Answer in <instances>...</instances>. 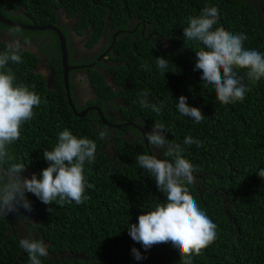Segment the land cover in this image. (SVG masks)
Wrapping results in <instances>:
<instances>
[{
	"label": "trees",
	"instance_id": "trees-1",
	"mask_svg": "<svg viewBox=\"0 0 264 264\" xmlns=\"http://www.w3.org/2000/svg\"><path fill=\"white\" fill-rule=\"evenodd\" d=\"M207 6L219 9L214 29L222 26L233 34L244 33V47L264 54V0H2L0 12L23 25H56L57 10H64L67 18L76 21L79 36L91 33L89 47L95 46L108 24L114 32L109 33L110 41L118 35L108 59L90 71L98 95L91 104L101 108L104 116L93 110L78 117L69 104L55 32H30L0 22V32H13L15 37L54 39L42 47L54 58L52 64L47 61L52 88L36 69L39 56L26 46H22V62H9L4 69H11L17 84L34 87L41 97L33 118L22 126L19 140L8 146L14 162L26 165L22 175L42 178V170L49 166L44 151L55 147L64 129L97 143L95 161L85 165L86 180L94 187L86 188L84 203L49 206L27 193L31 211L19 207L0 216V264H30L19 246L18 231L11 227L21 219L47 245L48 255L41 257V264H181L179 250L170 242L145 250L129 235L128 227L138 223L141 214L166 202L155 178L136 162L140 154L166 158L164 149L153 153L146 138L157 123L168 130L167 140L184 149L183 155L194 167L190 194L217 225V239L199 256L193 255V264H264V178L257 174L264 168V78L253 83L246 69H234L251 90L243 101L229 104L217 99L213 85L203 83L202 71L194 67L196 51L204 46L186 40L184 27L189 17H198ZM7 45L0 41V52ZM157 57L168 60L164 74ZM104 71L111 78L109 84ZM144 92L149 105H163L159 113L140 105ZM180 96L201 109L204 119L200 123L178 111ZM75 101L73 97L76 105ZM108 105L123 120L110 115ZM101 128L111 132L105 140L99 138ZM188 136L202 146L184 144ZM133 248L144 258L135 259Z\"/></svg>",
	"mask_w": 264,
	"mask_h": 264
},
{
	"label": "clouds",
	"instance_id": "clouds-1",
	"mask_svg": "<svg viewBox=\"0 0 264 264\" xmlns=\"http://www.w3.org/2000/svg\"><path fill=\"white\" fill-rule=\"evenodd\" d=\"M219 15L217 7L207 6L198 17H189L188 26L184 27V38L204 46L196 51L194 70L202 71L203 83L214 86L216 97L222 104H229L243 101L246 92L251 90L242 83L234 69H246L248 80L258 82L264 78V54L244 47L246 34H233L222 26L214 29ZM22 50L20 39L14 38L6 50L0 52V216L16 212L19 207L31 211L32 203L27 199V193L35 195L46 205L51 206L55 202L63 206L65 202L84 203L88 199L86 188L94 187L86 180L85 165L95 161L97 143L86 137L77 138L68 129L59 133L58 143L52 150L44 151V159L49 166L42 170V178L35 174L31 178L23 176L26 165L14 162L8 146L19 140L22 126L33 118L34 109L41 104V97L34 87L30 90L25 84H17L15 73L11 69L4 70L9 62H22ZM156 64L164 74L168 60L157 57ZM142 67L147 70V65ZM147 95V92L142 93L144 99L139 101L140 105L159 113L163 105H149ZM177 109L197 123L204 119L201 109L190 106L185 96L179 97ZM167 131L163 124L157 123L146 137L153 153L157 148L164 149L165 159H158L155 154L136 157L140 168L155 178L158 189L166 195V202L141 214L138 223L128 227L129 235L145 250L170 242L179 250L181 264H193V255L199 256L217 239V225L190 194L188 185L193 183L194 167L183 155L181 145L165 138ZM98 135L105 140L111 132L101 128ZM183 143L202 146L191 136L186 137ZM257 174L264 178V168ZM19 246L28 254L30 264H41V257L48 255L45 241L36 239L31 233L20 239ZM132 253L137 260L144 258L136 248Z\"/></svg>",
	"mask_w": 264,
	"mask_h": 264
},
{
	"label": "flooded vegetation",
	"instance_id": "flooded-vegetation-1",
	"mask_svg": "<svg viewBox=\"0 0 264 264\" xmlns=\"http://www.w3.org/2000/svg\"><path fill=\"white\" fill-rule=\"evenodd\" d=\"M0 5H2V0L0 2ZM57 13H58V21L56 25H51V26L57 27L63 33L64 37H65V31L69 33L68 37L65 38L68 45L67 63L68 66L72 68L69 71L70 89L71 86L74 87L71 90L72 91L71 95H72V99L74 97L76 100L75 107L81 109L80 113H84V111L88 110L87 113H85L84 115L86 116L94 110L91 108L97 107L92 105L91 102L93 100L96 101L98 96L90 80V71L92 68H95L96 64H98L99 61L103 59H108V55L111 52V48L113 47V44L115 43V39L118 34L116 33L114 35L113 40L110 41L109 33L112 35V33L114 34V32L110 28L111 25L108 24L106 28L107 30H105L103 35L100 36V39L95 44V46L89 47L88 44L91 40V33L86 36H79L75 29L76 21L67 18L66 12L62 9L57 10ZM29 20L32 19L29 18ZM33 23H35V20ZM31 25L43 26L36 24H31ZM30 32H43V31H30ZM55 34L58 40L60 41L58 34L56 32ZM14 38H19L22 46H26L28 49L32 50L34 53H36L39 56V64L37 65L36 69L39 73L43 74L46 77V81L49 87L52 88L53 77L50 71V66L47 64V61H50V63L52 64L54 62V58L49 56L48 53H46L42 49V47L47 46L50 43H53L54 39L49 38L48 36H44L43 38L41 36H31L30 38H27V36L23 34L15 37L13 35V32L10 33L9 31L6 30L0 32V41H6L7 43H10ZM105 47L108 48L104 50ZM62 67H63V61H62ZM63 74H64V67H63ZM104 74L106 75L108 84L111 83V78L108 79L106 71H104ZM107 111L110 115L116 116V120L119 121L123 120L119 111L113 112V108L111 105L107 106ZM109 124H113V123H109ZM11 227L12 230L16 229L18 231V235L20 239L28 237L30 234L29 222H24L22 219L12 224ZM35 238L39 239V236L35 235Z\"/></svg>",
	"mask_w": 264,
	"mask_h": 264
},
{
	"label": "water",
	"instance_id": "water-1",
	"mask_svg": "<svg viewBox=\"0 0 264 264\" xmlns=\"http://www.w3.org/2000/svg\"><path fill=\"white\" fill-rule=\"evenodd\" d=\"M0 22L13 27V28H17V29H22V30H28V31H55L60 39V43H61V50H62V61H63V67H64V78H65V87L67 90V95L69 98V104L70 106L73 108V110L75 111L76 115L78 117H83L85 115V113H87V111H84V113H80L77 111V108L75 107V104L73 102L72 99V95H71V90H70V82H69V71L72 69L68 66L67 63V55H68V45H67V41L66 38L64 37L63 33L55 26H51V25H47V26H32V25H23V24H19L17 22H14L8 18H6L1 12H0ZM91 109H94L96 111H98L102 118H103V112L99 107H93Z\"/></svg>",
	"mask_w": 264,
	"mask_h": 264
}]
</instances>
